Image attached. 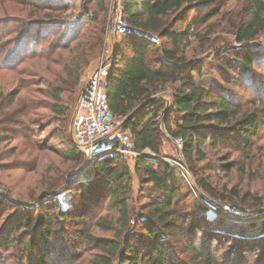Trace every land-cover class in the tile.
Here are the masks:
<instances>
[{"label":"trees","instance_id":"1","mask_svg":"<svg viewBox=\"0 0 264 264\" xmlns=\"http://www.w3.org/2000/svg\"><path fill=\"white\" fill-rule=\"evenodd\" d=\"M8 1L20 3L27 15L22 21L0 20V39L3 27L17 32L0 49V54L5 53L0 67L14 71L24 61L52 63L55 68L45 71L55 72L56 79L47 81V91L54 101L50 110L61 123L68 114L61 95L78 86L109 36V27L100 18L108 7L104 0H81L79 14L66 20L64 0ZM119 8L131 30L163 42L157 45L131 31L114 38L106 80L110 114L121 120L133 149L140 153L134 174L148 200L135 212L130 204L132 176L123 156L101 158L85 180L68 188L75 191L69 204L57 200L62 186L52 183L39 196L38 205L11 204L14 212L0 223V250H16L13 264H248L245 255L249 254H257L254 264H264V219L235 221L219 210L224 217L216 215L210 222L204 216L207 208L189 199L177 168L159 158L161 122L169 137L182 140L183 163L196 176L201 191L227 204L263 206L261 198L248 191L231 188L229 198L219 195L210 177L200 178L199 171L201 164L207 166L212 160L211 151L218 154L234 148L233 141L250 153L264 126V76L254 70L264 56L260 46H251L264 33V0H247L242 18L229 26L239 48L217 49L209 61L197 56L213 45L212 20L220 16L215 0H120ZM192 11L195 14L189 18ZM46 39L52 40L41 47ZM55 50L67 55L50 54ZM17 95H9L4 106L0 92V109L11 107ZM25 108L31 111L29 105ZM4 117L0 125L14 119ZM68 145L66 157L81 163L82 152L70 136ZM218 155L227 171L239 162L230 160L228 153ZM250 161L242 162L243 175ZM9 207L5 196H0V221ZM104 208L106 213L99 214ZM225 245L227 254L219 256Z\"/></svg>","mask_w":264,"mask_h":264},{"label":"rangeland","instance_id":"2","mask_svg":"<svg viewBox=\"0 0 264 264\" xmlns=\"http://www.w3.org/2000/svg\"><path fill=\"white\" fill-rule=\"evenodd\" d=\"M64 1L68 5V9L63 14V18L66 20L74 19L79 14L81 0ZM104 1L108 7V12L106 16H101L100 18L104 26L108 28L113 12L119 7L120 1ZM215 3L220 8V16L212 20V30L214 33L211 35V38L213 39V45L206 53L199 54L197 59L205 58L207 61L213 60L216 50L225 46L239 48L233 41L229 26L242 18L247 0H215ZM194 14L192 11L189 18H192ZM26 15L27 11L23 9L20 3L0 0V20L22 21ZM11 28L3 27L1 29V33L4 35L0 39V49L5 48L6 42L17 33L12 32ZM8 31L11 32L7 33ZM51 40L46 39L42 41L41 47L49 44ZM112 42L114 40L106 36L104 46L96 54L90 66L83 71L78 86L73 91L64 92L61 95V106L68 113L61 123L56 120L50 110L54 101L49 97L50 95L47 91V81L56 79L54 76L55 72L45 71L46 67L50 71L55 68L52 63H42L39 60L24 61L14 71L0 67V92L5 97L4 106L10 100L9 95L14 92L18 94L15 103L11 107L0 109V122L5 118L4 115L7 116V119L14 118L9 124L3 123V125H0V140L2 139L0 143V196H5L11 206L3 212L0 223L7 215L14 212L11 204L26 207L38 205L42 201L38 199L39 196L44 193V189L50 183L62 186L57 194V200L63 205L69 204L71 194H75V191L69 192L67 191L68 188H70L71 184L76 183L77 180L83 181L90 175L91 170L83 171L87 161V157L83 152L81 153L82 159L79 164H75L66 157L69 148L68 137H71L76 97L80 89L86 85L89 76L98 67L99 63L107 55H111L114 45ZM162 43L158 40L157 45H161ZM255 45L261 47L264 56V33L251 43V46ZM52 53H54V56L56 54L67 55L66 52L57 50L52 51L50 54ZM4 55L5 53L0 54V62L3 60ZM188 55L191 56V54ZM228 58L230 60L229 56ZM229 62L231 63V60ZM263 64H261L262 66H254V70L259 76H264ZM168 94L170 95L169 92L164 95L167 105L170 104ZM28 105L31 111L25 108ZM14 120L17 122V125H14ZM23 120L27 121L25 125H21ZM159 128L162 132L163 142L159 158L167 164H173L176 167L175 162H177L179 154L172 145V137H169L164 132L161 122ZM3 130L7 132L3 133ZM21 130H26V133L21 135V132H23ZM233 144L234 148L222 149L218 154L228 153L230 160L239 161L234 169L230 171L222 169L220 165L222 157H219L220 155L215 151H211L209 154L212 156V160L208 161L207 166L200 165L199 177L204 178L209 176L211 185L219 195L229 198L231 195L229 189L231 188H235L237 191H248L252 196L261 198L263 206L259 209L244 208L235 203L227 204L221 200L213 199L200 190L196 176L187 168V179L181 173L180 175L190 192L189 199L192 198L196 203H202L207 208L208 211L204 216L210 222H213L216 215L224 217L220 211L234 216L232 220L235 221L264 219V126L260 130L259 137L254 140L250 153L243 151L240 143L233 141ZM144 154L152 155L148 151L144 152ZM119 155L123 156L130 169L132 176L130 204L134 206L135 212H137L139 206L144 204L148 199L146 198L147 194L141 192L138 178L134 174L133 165L136 156L130 153ZM247 155L249 156L246 157ZM107 156H112V154L105 155L104 157ZM249 159L251 161L248 168H246V174L243 175L239 168L244 160ZM184 192L185 189H182L181 193ZM106 211V208H104L99 214H105ZM94 233L106 236L96 231ZM198 236H201V234L199 233ZM226 246L224 249L218 251L217 254L219 256L227 254L228 249ZM15 254L16 250L13 248H9L7 251L0 250V264H13L12 256ZM257 259V254L245 255V261L248 264L256 263ZM82 263L81 261L80 264Z\"/></svg>","mask_w":264,"mask_h":264},{"label":"built area","instance_id":"3","mask_svg":"<svg viewBox=\"0 0 264 264\" xmlns=\"http://www.w3.org/2000/svg\"><path fill=\"white\" fill-rule=\"evenodd\" d=\"M158 43V39L148 33L131 30L123 21L120 8L114 10L110 26L109 37L124 36L129 32ZM111 67V55H107L89 76L86 85L80 91L72 124L71 141L75 148L87 157L86 170H92L94 163L108 154H127L139 156L133 149L130 133L122 128V122L112 117L108 109L106 95V80ZM173 147L179 158L175 166L179 173L187 179V169L183 163L181 150L183 142L180 138H171ZM82 172V173H84ZM79 175V174H78ZM86 177V176H83Z\"/></svg>","mask_w":264,"mask_h":264},{"label":"crops","instance_id":"4","mask_svg":"<svg viewBox=\"0 0 264 264\" xmlns=\"http://www.w3.org/2000/svg\"><path fill=\"white\" fill-rule=\"evenodd\" d=\"M119 1H120V0H119ZM120 38H122V36L118 37L117 39L119 40ZM112 40H115V39H112ZM112 43H114V42H112ZM133 168H134V165H133Z\"/></svg>","mask_w":264,"mask_h":264},{"label":"water","instance_id":"5","mask_svg":"<svg viewBox=\"0 0 264 264\" xmlns=\"http://www.w3.org/2000/svg\"><path fill=\"white\" fill-rule=\"evenodd\" d=\"M112 53H113V50H112ZM56 196H57V194H56Z\"/></svg>","mask_w":264,"mask_h":264}]
</instances>
